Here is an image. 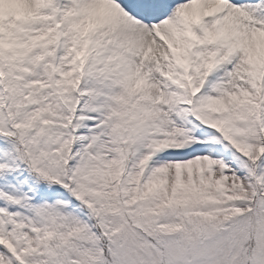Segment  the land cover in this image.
<instances>
[{"label":"rangeland","instance_id":"374dc122","mask_svg":"<svg viewBox=\"0 0 264 264\" xmlns=\"http://www.w3.org/2000/svg\"><path fill=\"white\" fill-rule=\"evenodd\" d=\"M125 1L174 35L0 8V264H264V0Z\"/></svg>","mask_w":264,"mask_h":264},{"label":"bare ground","instance_id":"6f19581e","mask_svg":"<svg viewBox=\"0 0 264 264\" xmlns=\"http://www.w3.org/2000/svg\"><path fill=\"white\" fill-rule=\"evenodd\" d=\"M37 1L38 0H0V8H4V10L8 11L14 9L16 11L26 12L30 8H36ZM82 1L83 4L88 7L86 12L88 15L90 14L89 18L97 19V22L90 20L89 26L97 31L99 35H101L100 37L111 36L113 39H121L123 44H126V46L129 48V53H139L142 50L144 53L147 50L153 51L155 50V46L158 45V40L162 41L165 39V36H171L175 33L173 26L168 24V16L159 23L154 22L158 16L163 14L161 11L153 13L148 17L143 14L141 16L136 15L137 18L146 20L142 23V21L133 20L135 18H132L128 14L125 0H81V2ZM252 1L253 0H173L174 3L178 4L179 9L181 7L185 9L181 12L182 14L187 13V11H189L190 7L192 6L193 8L203 7L204 9H207L214 6V4H217L216 9L220 11L227 9V12L231 15H235L237 12L245 13V6L251 8L253 6L251 5ZM141 8L145 9V11H143L145 13L150 10V6L147 4ZM92 14H94V18L92 17ZM146 26H149V28ZM260 28L259 30L262 31V28ZM154 32L157 35L153 39V37H151L149 34ZM258 34L252 36V44H257V41H260V43L264 46V38H260ZM252 44H250V46ZM254 47L257 48V46Z\"/></svg>","mask_w":264,"mask_h":264}]
</instances>
